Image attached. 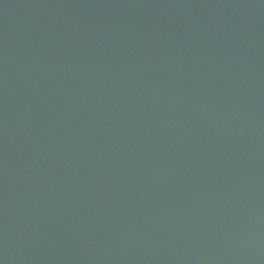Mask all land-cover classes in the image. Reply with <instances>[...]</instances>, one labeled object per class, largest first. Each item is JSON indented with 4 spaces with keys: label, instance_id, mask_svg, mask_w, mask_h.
<instances>
[{
    "label": "water",
    "instance_id": "obj_1",
    "mask_svg": "<svg viewBox=\"0 0 264 264\" xmlns=\"http://www.w3.org/2000/svg\"><path fill=\"white\" fill-rule=\"evenodd\" d=\"M0 264H264V0H0Z\"/></svg>",
    "mask_w": 264,
    "mask_h": 264
}]
</instances>
